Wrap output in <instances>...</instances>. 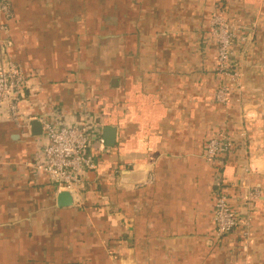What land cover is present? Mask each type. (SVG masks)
Here are the masks:
<instances>
[{"label":"crops","instance_id":"obj_1","mask_svg":"<svg viewBox=\"0 0 264 264\" xmlns=\"http://www.w3.org/2000/svg\"><path fill=\"white\" fill-rule=\"evenodd\" d=\"M216 18L245 39L237 81ZM8 58L37 90L29 127L0 116V264H264V0H0ZM43 117L116 130L71 207L35 167ZM220 189L242 226L218 239Z\"/></svg>","mask_w":264,"mask_h":264},{"label":"built area","instance_id":"obj_2","mask_svg":"<svg viewBox=\"0 0 264 264\" xmlns=\"http://www.w3.org/2000/svg\"><path fill=\"white\" fill-rule=\"evenodd\" d=\"M9 5L4 10L9 12ZM213 36L218 47V67L221 73L237 81L241 76V66L236 60L235 43L244 42L238 39L235 30L220 18L214 20ZM18 65L11 59L0 63V116L15 124L28 126V120H23L22 107L29 101L28 92L36 89L30 83ZM228 91L222 89L218 93V101L227 102ZM43 144L38 148L35 165L36 169L45 173L57 186L61 193L67 191L76 197L84 186L87 175L97 169L98 163L94 148L103 147L104 139L100 129L101 123L95 121L91 126H72L61 124L53 118L41 119ZM29 127V126H28ZM232 145L231 139L223 135L209 142L206 156L216 157L227 152ZM258 192L249 198H257ZM214 223L218 239L233 233L242 226L238 215L232 211L228 196L222 189L218 191L215 200Z\"/></svg>","mask_w":264,"mask_h":264},{"label":"water","instance_id":"obj_3","mask_svg":"<svg viewBox=\"0 0 264 264\" xmlns=\"http://www.w3.org/2000/svg\"><path fill=\"white\" fill-rule=\"evenodd\" d=\"M32 132L35 136L42 134V125L39 121L34 120L31 122ZM116 130L112 127H106L104 129V144L108 148L115 146ZM74 204V197L71 193L63 191L58 195V206L60 208L71 207Z\"/></svg>","mask_w":264,"mask_h":264}]
</instances>
